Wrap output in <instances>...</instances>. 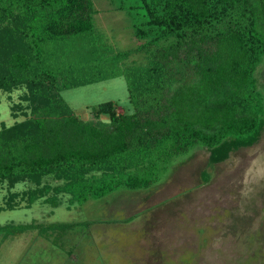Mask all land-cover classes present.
Masks as SVG:
<instances>
[{
  "label": "trees",
  "instance_id": "obj_1",
  "mask_svg": "<svg viewBox=\"0 0 264 264\" xmlns=\"http://www.w3.org/2000/svg\"><path fill=\"white\" fill-rule=\"evenodd\" d=\"M121 8L132 14L133 49L107 43L91 0H0V90L25 88V104L12 106L24 118L0 127V182L8 189L29 184L8 193L3 208L17 195L26 205L42 197L55 206L58 193L82 204L118 186L147 188L198 142L213 164L257 141L264 104L254 72L264 57V0H135ZM134 52L144 62L124 65ZM117 76L129 113L107 100L90 106L94 119H81L60 96ZM78 223H6L0 233L36 227L61 234Z\"/></svg>",
  "mask_w": 264,
  "mask_h": 264
},
{
  "label": "rangeland",
  "instance_id": "obj_2",
  "mask_svg": "<svg viewBox=\"0 0 264 264\" xmlns=\"http://www.w3.org/2000/svg\"><path fill=\"white\" fill-rule=\"evenodd\" d=\"M91 1L94 26L107 43L114 50L133 49L132 14L119 8L135 0ZM131 12L143 19L141 9ZM143 56L134 52L123 64L143 63ZM254 75L264 104V57ZM24 92L0 90V127L24 118L12 110L25 104L19 99ZM60 96L81 119H94L90 106L107 100L119 112L132 109L122 76L64 89ZM99 119L107 120L104 114ZM28 185L8 189L0 182V225L79 223L61 234L36 227L5 238L0 233V264H264V127L255 143L213 164L196 143L173 157L147 188L118 186L82 204H69L58 193L55 206L42 197L26 205L17 195L11 209L2 207L8 193L20 194Z\"/></svg>",
  "mask_w": 264,
  "mask_h": 264
},
{
  "label": "crops",
  "instance_id": "obj_3",
  "mask_svg": "<svg viewBox=\"0 0 264 264\" xmlns=\"http://www.w3.org/2000/svg\"><path fill=\"white\" fill-rule=\"evenodd\" d=\"M72 257L74 258L73 254H72Z\"/></svg>",
  "mask_w": 264,
  "mask_h": 264
}]
</instances>
